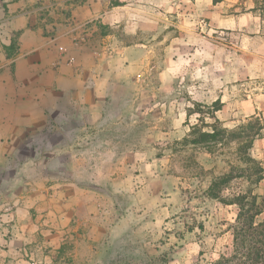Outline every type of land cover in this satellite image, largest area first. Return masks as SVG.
Here are the masks:
<instances>
[{
    "label": "crops",
    "instance_id": "1",
    "mask_svg": "<svg viewBox=\"0 0 264 264\" xmlns=\"http://www.w3.org/2000/svg\"><path fill=\"white\" fill-rule=\"evenodd\" d=\"M176 81L191 82L199 101L219 102L225 128L261 121L253 143L260 201L257 0H0V216L13 209L0 264H41L43 247L55 264H103L108 221L91 215V188L81 178L100 175L93 162L106 155L123 159V148L110 146H129L125 155L135 156L140 116L158 112L171 138L186 135L181 99L170 95Z\"/></svg>",
    "mask_w": 264,
    "mask_h": 264
},
{
    "label": "rangeland",
    "instance_id": "2",
    "mask_svg": "<svg viewBox=\"0 0 264 264\" xmlns=\"http://www.w3.org/2000/svg\"><path fill=\"white\" fill-rule=\"evenodd\" d=\"M193 86L189 82L179 88L176 81L170 94L181 99L185 110L184 137L171 138L158 112L155 118L140 116V142L132 146L135 156L125 155L129 146H110L123 148V159L106 155L107 160L93 162L100 175L81 178L91 188V215L108 221L103 264H215L221 257H232L239 208L229 202L237 194H251L261 177L253 143L262 124L240 118L234 127L225 128L215 114L220 103L199 101ZM205 134L215 135L203 138ZM228 174L232 180L219 193L222 199L210 198V183ZM3 231L10 233L5 222L0 236ZM50 251L43 247L41 264L56 263Z\"/></svg>",
    "mask_w": 264,
    "mask_h": 264
},
{
    "label": "trees",
    "instance_id": "3",
    "mask_svg": "<svg viewBox=\"0 0 264 264\" xmlns=\"http://www.w3.org/2000/svg\"><path fill=\"white\" fill-rule=\"evenodd\" d=\"M257 1L264 10V0ZM213 135L205 134L203 138H212ZM260 179L261 177L258 181ZM231 180V174L215 178L207 190L209 197L215 200L222 199L219 193ZM258 200V196L252 192L237 194L229 202L239 208L236 218L239 227L236 226L233 230V255L229 259L221 257L215 264H231L236 261L237 264H264V218L260 219L264 212V200L261 199L263 205Z\"/></svg>",
    "mask_w": 264,
    "mask_h": 264
},
{
    "label": "built area",
    "instance_id": "4",
    "mask_svg": "<svg viewBox=\"0 0 264 264\" xmlns=\"http://www.w3.org/2000/svg\"><path fill=\"white\" fill-rule=\"evenodd\" d=\"M12 214H13V209L10 207L5 208L4 211V216H5V223L7 227L9 228L12 225Z\"/></svg>",
    "mask_w": 264,
    "mask_h": 264
}]
</instances>
